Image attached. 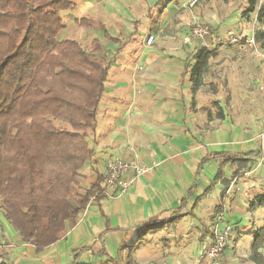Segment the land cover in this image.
Returning <instances> with one entry per match:
<instances>
[{"label":"rangeland","instance_id":"obj_1","mask_svg":"<svg viewBox=\"0 0 264 264\" xmlns=\"http://www.w3.org/2000/svg\"><path fill=\"white\" fill-rule=\"evenodd\" d=\"M86 2L80 0L75 10L64 14L66 27L62 34L80 40L87 47L94 37L107 40L99 27L80 26L78 19L92 18L120 39L124 44L122 50H128L120 56L118 45L105 41L106 57L116 60L109 70L98 113L100 129L104 132L101 143L96 140L93 143L89 138L96 151L104 147L109 125L117 127L116 123H121L125 115L127 143L134 144L130 128L136 122L135 117L141 111H152L158 103V92H151L145 85L147 80L140 74L145 69L144 59L136 56L137 52L141 55L151 50L158 56L155 59L176 62L174 69H181L175 90L182 92L183 101L189 104L183 105L186 112L194 111L191 122L197 128L199 139L210 136L219 146L222 135L224 147L230 151L256 148L264 153L260 139L264 132V37L260 40L256 37L259 30L264 31V17H259V9L248 12L249 0H96L89 9ZM263 3L261 0L260 4ZM197 24L210 27L205 42L186 43L184 36ZM253 32L256 43L251 46L248 41ZM150 34L155 36V43L152 49L145 51L143 40ZM202 48L214 55L209 60L202 85L195 91L192 66L197 61L196 53ZM144 93H148L146 104L137 100V96ZM167 103L174 108L169 97ZM143 121H149L147 115ZM118 127L123 130L122 125ZM110 158L107 162L102 159L101 164H108ZM215 170L208 175L209 185L191 198L192 214L135 246L140 231L134 229L122 244L121 254L118 255V251L114 255V247L110 248L113 256L108 257L109 264H214L206 256V250L218 220L234 228L221 264H254L249 256L252 239L264 225V204L257 201L258 195H264V157L249 160L244 166L220 163ZM90 174V166L82 169L80 182L90 181ZM130 251L132 255L128 256Z\"/></svg>","mask_w":264,"mask_h":264},{"label":"trees","instance_id":"obj_2","mask_svg":"<svg viewBox=\"0 0 264 264\" xmlns=\"http://www.w3.org/2000/svg\"><path fill=\"white\" fill-rule=\"evenodd\" d=\"M260 1L249 0L248 12L259 9L262 18L264 3ZM79 2L0 0V213L21 240L38 252L60 240L91 200L105 196L107 176L104 180L99 170L87 188L80 186V178L82 169L96 170L99 163L89 138L95 140L105 83L116 60L106 57L105 41L118 45L119 52L124 44L103 23L87 17L78 19L80 26L99 27L107 40L94 37L87 47L64 36V14L75 10ZM261 36L264 31L259 30L256 37L260 40ZM213 55L205 48L196 53L194 89L202 85ZM248 154L224 157L244 166ZM193 193L191 189L170 216L137 225L140 233L135 244L149 232L192 214L187 206ZM257 198L264 204V195ZM216 224L211 239L224 225L231 227L223 220ZM99 238L105 241L103 234ZM252 241L251 261L264 264V225ZM225 252L218 255L219 264L225 261ZM1 258L0 264H13L8 255L2 253Z\"/></svg>","mask_w":264,"mask_h":264},{"label":"crops","instance_id":"obj_3","mask_svg":"<svg viewBox=\"0 0 264 264\" xmlns=\"http://www.w3.org/2000/svg\"><path fill=\"white\" fill-rule=\"evenodd\" d=\"M93 2L96 0H87L86 7L88 9L93 7ZM252 35H255V32ZM152 48L153 46L145 47L144 50ZM127 51L122 50L119 55H125ZM150 51L141 55L137 52L136 56H140L141 60L144 59L142 65L145 69L140 74L147 80L145 85L150 91L158 92L156 98L158 103L152 111L143 113L141 111L135 117L136 122L130 128V134L134 138L132 145L127 143L124 129V125L127 124L126 115L122 117L121 123H116L117 127L113 128L109 125L105 136L106 143L103 142L104 147L96 151L99 160L96 170L90 168V181H82L80 186L87 188L93 184L98 177V170L104 175L105 180L108 175L107 164L101 163L102 159L105 160L107 157L106 162L110 157V159L120 158L138 162L149 167L150 170L136 178L129 190L123 194L117 189L106 187L103 183L105 190L109 189L110 195L104 193L105 196L91 200L77 222L68 226L66 234L40 252L34 245L23 242L12 224L0 213V224L3 228V232L0 231V261L4 253L13 264H109L108 257L121 254L122 244L134 233L133 230L140 231L137 225L156 217L170 216L171 212L180 207L184 197H187L192 189L194 193L188 198L190 204L191 198L199 189L209 185L206 180L210 173L216 172L217 165L232 163L224 156L251 153L245 155L248 161L264 157V153L256 148L230 151L228 147H224L225 137L222 135L219 136L221 140L219 146L210 139V136L199 139L195 132L197 128L191 122L194 119L191 115L194 111L189 114L186 112V107L183 105L188 103L183 101V93L175 90L182 73L181 69H174L177 68L174 65L176 62L167 60L161 62L155 59L158 56ZM157 69L160 71L158 72ZM146 94L148 93H144L141 97L137 96V100L146 104ZM167 97L174 102V108L171 104H166ZM146 115L149 121H143ZM99 121L100 115L95 137L100 144L104 132L100 129ZM121 125L123 130L118 127ZM259 151L262 154L257 156L255 152ZM134 175L133 171H127L123 179H131ZM189 204L187 209L192 213ZM161 231L162 229H157L149 232L140 243ZM101 234L105 239L103 243L99 238ZM111 247L115 249L112 255L109 253Z\"/></svg>","mask_w":264,"mask_h":264},{"label":"built area","instance_id":"obj_4","mask_svg":"<svg viewBox=\"0 0 264 264\" xmlns=\"http://www.w3.org/2000/svg\"><path fill=\"white\" fill-rule=\"evenodd\" d=\"M197 1V0H193ZM210 31V27L204 24H197L193 27V30L186 36L184 40L186 43H192L194 41H202L203 43L206 40ZM144 46L150 47L155 43V36L150 34L144 40ZM249 44L255 45L256 39L254 35L248 41ZM260 139H262L264 147V132L260 134ZM149 167L145 165L138 164V162H130L120 158H112L107 164V178H106V187L117 189L121 194L126 193L129 190L130 185L134 180L140 175L147 173ZM133 171L135 173L134 177L131 179H123L125 172ZM105 195L109 196V189L104 190ZM232 228L230 226L224 225L222 230H217L214 239H211L208 250H206V256L211 258L214 264H218V255L220 252L226 250L229 247V237L231 236Z\"/></svg>","mask_w":264,"mask_h":264}]
</instances>
